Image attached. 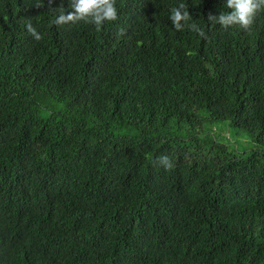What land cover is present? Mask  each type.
<instances>
[{
    "label": "trees",
    "instance_id": "16d2710c",
    "mask_svg": "<svg viewBox=\"0 0 264 264\" xmlns=\"http://www.w3.org/2000/svg\"><path fill=\"white\" fill-rule=\"evenodd\" d=\"M61 4L0 0V264H264V11L115 0L98 30Z\"/></svg>",
    "mask_w": 264,
    "mask_h": 264
},
{
    "label": "clouds",
    "instance_id": "9594fccd",
    "mask_svg": "<svg viewBox=\"0 0 264 264\" xmlns=\"http://www.w3.org/2000/svg\"><path fill=\"white\" fill-rule=\"evenodd\" d=\"M48 4H52V0H48ZM37 7L41 5H36ZM69 8L73 11H67L61 4L54 10L58 15L53 23L56 26L66 24H76L80 21L94 24L99 30L107 21H115L118 19L117 8L115 7V0H69ZM226 7L230 9L228 12H220L219 15L209 14L207 19L213 24H219L224 28H229L233 25H239L245 31L251 29L255 22L257 14L264 11V0H226ZM172 14L170 20L176 30L182 31L185 27L189 30L196 31L199 36L207 38L204 29L200 28L196 23L191 22L192 16L187 10L184 3H180L178 7L171 10ZM28 33L39 41L42 39L41 34L29 22L26 25ZM119 34H124V29L119 30ZM159 163L166 169L170 170L174 167L168 156H161L158 158Z\"/></svg>",
    "mask_w": 264,
    "mask_h": 264
},
{
    "label": "rangeland",
    "instance_id": "374dc122",
    "mask_svg": "<svg viewBox=\"0 0 264 264\" xmlns=\"http://www.w3.org/2000/svg\"><path fill=\"white\" fill-rule=\"evenodd\" d=\"M213 127V133H215L218 137H222L223 135H229V137H233L232 131L229 128L228 123L225 122H221V123H217L215 125L212 126ZM206 127H204L205 130ZM250 142L249 144H247V146H243V148L248 149L250 147Z\"/></svg>",
    "mask_w": 264,
    "mask_h": 264
}]
</instances>
